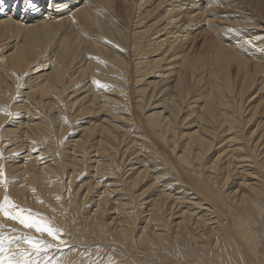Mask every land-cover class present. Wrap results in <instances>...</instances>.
<instances>
[{
	"label": "bare ground",
	"instance_id": "obj_1",
	"mask_svg": "<svg viewBox=\"0 0 264 264\" xmlns=\"http://www.w3.org/2000/svg\"><path fill=\"white\" fill-rule=\"evenodd\" d=\"M202 2L0 4V200L53 258L264 264V0Z\"/></svg>",
	"mask_w": 264,
	"mask_h": 264
},
{
	"label": "snow or ice",
	"instance_id": "obj_2",
	"mask_svg": "<svg viewBox=\"0 0 264 264\" xmlns=\"http://www.w3.org/2000/svg\"><path fill=\"white\" fill-rule=\"evenodd\" d=\"M2 2L3 0H0V4ZM0 185L7 186L2 165H0ZM0 215L30 230L20 232L19 235H12L18 230L11 229L10 232H5L3 230L5 226L0 224V264H65L59 258H53L49 254L52 251L71 247L62 238L66 235L63 228L54 220L20 206L7 194L0 200ZM33 231L38 235H33Z\"/></svg>",
	"mask_w": 264,
	"mask_h": 264
},
{
	"label": "rangeland",
	"instance_id": "obj_3",
	"mask_svg": "<svg viewBox=\"0 0 264 264\" xmlns=\"http://www.w3.org/2000/svg\"><path fill=\"white\" fill-rule=\"evenodd\" d=\"M201 7H203V8H204V0H203V2H202V4H201Z\"/></svg>",
	"mask_w": 264,
	"mask_h": 264
}]
</instances>
